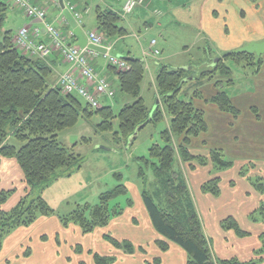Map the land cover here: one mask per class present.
Returning <instances> with one entry per match:
<instances>
[{
    "label": "trees",
    "instance_id": "1",
    "mask_svg": "<svg viewBox=\"0 0 264 264\" xmlns=\"http://www.w3.org/2000/svg\"><path fill=\"white\" fill-rule=\"evenodd\" d=\"M8 3V0H0V155L16 159L23 174L25 194L12 208L4 210L3 203L16 188L0 191V250L3 239L14 229L28 226L41 216L55 214L62 225L73 223L83 233H90L96 228L107 226L112 218L121 215L126 207L132 206V200L128 197L129 190L122 183L123 175L120 172L113 173L119 183L102 192L96 205H77L67 215L56 213L42 196L29 198L34 189L42 190L48 186L57 170L76 164L78 169L81 167L82 157L60 143L57 132L73 126L81 116L93 114V110L76 94H66L58 85H48L51 68L46 63L47 58L26 55L18 50L14 41L16 33L5 29ZM94 12L95 31L105 41L128 34L122 16L113 9L97 6ZM70 39L74 42L78 37L74 34V41ZM229 59L235 63L252 65L256 71L262 64L261 56L233 53L218 58L215 64L210 62L206 69L195 76H192L189 68L160 64L154 78V94L158 103L150 108L141 95L145 80L141 59L127 61V70H117L107 65L116 74L118 90L131 101L125 102L117 113H114L110 105H103L96 110L101 116L99 131H111L112 120L116 118L118 124L114 136L117 141L122 138L125 142L139 125L155 124L168 118V124L159 133L163 143H152L148 148V156H135V160L138 163L137 176L143 184L147 183L149 170L154 178L150 182L153 190L148 192L144 188L142 192L143 205L150 224L160 236L154 240V244L161 252L168 251L171 245L180 247L186 253L185 264H260L264 256V232L260 235L261 245L254 251L255 257L252 259L241 261L235 257L220 259L214 256L211 241L204 233L186 177L180 167V162L188 163L191 169L194 168V163L205 165L210 162L213 171L219 172L234 165L221 149H211L207 155L192 153L190 139L205 132L207 124L203 110L195 107L188 95L182 91L189 79L194 78L197 84L205 79L213 81L218 91L207 101L215 104L221 111L237 116L239 110L233 105L229 94L221 89L224 81L229 85L234 84L232 69L225 61ZM103 76L110 86L107 76ZM194 94H197V90ZM180 135L183 136L181 142H175V137ZM89 140L83 138L85 142ZM246 171L242 165L239 175L245 177L258 193L263 194V178L257 177L254 180ZM219 182L217 176L212 177L201 185V191L218 196ZM230 183L233 185V181ZM121 196L126 199L125 208L112 203ZM258 210L263 212L264 220L263 204L250 214ZM220 226L224 230H232L239 237L250 234L230 215L220 222ZM103 236L109 244L124 254H133L136 250L145 253L142 246L136 247L130 239H118L109 234ZM82 250L80 245H76V252ZM25 255L28 256L29 252ZM92 259L94 264H112L116 257L93 252ZM161 260L158 255L152 260L146 259L144 264H160Z\"/></svg>",
    "mask_w": 264,
    "mask_h": 264
},
{
    "label": "rangeland",
    "instance_id": "2",
    "mask_svg": "<svg viewBox=\"0 0 264 264\" xmlns=\"http://www.w3.org/2000/svg\"><path fill=\"white\" fill-rule=\"evenodd\" d=\"M106 1L113 5L118 2V0ZM151 1L152 7L147 11V18H150L148 27L143 25V17L139 10L135 9L133 14L129 16V18L135 19L130 36H127L118 44L116 39L108 40L109 43H113V48L117 44L118 51L124 49L128 43L132 46V54L137 57H142L143 51L149 50L151 38L156 40V47L160 48L162 52L157 58L150 57L147 62L148 67L144 66L145 80L141 89V95L149 108L155 104L154 93L156 91L154 88V75H151V78L149 75L150 62L161 58L160 64H166L169 67H187L192 71V76H195L201 70L206 69L209 63L213 62L223 51L237 50L249 42H259L264 39V0ZM153 8L159 11L153 12ZM25 27L29 30L28 26ZM58 29L62 32V36L66 35L61 28ZM33 39L40 41L38 36H34ZM47 43H50V41ZM16 47L21 53L29 55L25 48L18 47L17 44ZM57 53L60 55L58 51ZM261 60L262 64L258 71L252 65L235 63L231 59L225 60L226 64L232 69L234 84L229 85L224 81L221 89L229 94L239 113L234 116L231 113L223 112L222 115H226V117L222 120L216 114L205 111L204 119L207 130L198 136L192 137L190 147H203L205 145L202 141L207 140L211 148H220L235 165L240 166L242 161L246 160V163H243L245 169H247L246 173L253 176L254 180L257 177H262V182H264V54L261 55ZM158 67L159 65H154L151 68L154 74L157 72ZM195 90L204 96L213 95L218 91L213 81L205 79L197 84L194 78L189 79L182 89L184 93L188 94L189 98L193 99L195 98L193 94ZM114 92V97L104 104L111 105L114 113H117L121 106V95L125 96V94L118 90L117 84L114 85ZM208 105L213 104L209 103ZM96 110L93 109V114L89 116H81L73 126L63 128L57 132L58 141L82 157L81 167L78 169V164H76L69 168L57 170L50 184L42 190L41 188L34 189L29 198L42 196L56 213L67 215L77 205H96L102 192L112 189L119 183L113 173L120 172L123 175L122 183L129 190L128 197L132 200V206L125 208L126 199L121 196L112 202L113 204L123 205L125 208L119 218L111 220L107 226L97 228L93 232L83 234L78 230L77 234L71 233L68 235L70 242L73 244L80 243L83 246L82 252H76V246L73 247L72 244L70 247L68 242L67 245L61 244L57 253H52L48 251L50 245L52 246L54 243L51 235L50 239H41L39 242L32 239V241L28 240L25 243L23 240L20 241L21 235L17 236L16 240L17 242L20 241L22 245L14 254H9L11 248H7L14 238L4 240V244H2L4 246L0 252L1 264H7L4 261L5 258L12 261L10 264H93L91 255L93 251L101 253L100 255L115 252V249L107 242L103 234H109L118 239L127 238L132 242H137V240L140 243L144 242L146 250L144 257L148 260H152L159 255V249L153 244L151 232L148 231V227L151 226L142 200L144 188L148 192L153 190V184H150V182L154 178L149 170L147 183L143 184L137 176L138 163L135 156L147 157L148 148L152 143H163L159 133L165 127L166 120L155 124H147L138 131L136 138L131 143L129 139L125 142L122 138L118 141L117 137L115 138L114 131L117 130L118 124L116 118L112 120L113 129L111 131H99L98 124L101 122V116L96 113ZM182 137L181 135L176 136L174 141L179 143ZM83 138H89L90 140L85 142ZM206 164H210L213 168L210 162ZM250 164L254 166L251 167ZM185 166V163L180 162L181 169H184ZM233 166L227 170L225 178L233 180L236 177L237 169ZM204 175L206 176V174ZM195 179L190 175L188 176L187 172V183L191 195L197 202L199 188L196 187ZM228 190L229 188L226 187L222 193L224 199L229 196L228 193L230 192ZM13 194L14 192L7 196V203L11 201ZM247 197L249 208L254 204L251 203L253 197L251 195ZM260 204L264 206V197L259 201V204L254 205L255 207L250 213L258 209ZM243 206V203L238 204L235 201L229 204L222 203L217 209V213L219 217L230 215L234 218L243 219L245 217ZM4 210H8V208H4ZM250 213H248L249 219L246 217V220L251 221L252 225H250L253 228H256L260 223L264 225L261 210L254 212L252 215ZM209 219L210 217L208 220L203 217V223L207 234L211 236L210 231L214 229L215 223H211ZM244 221L242 220V224H244ZM210 241L215 253L218 254L213 236ZM41 243L48 246V250H41ZM89 249L92 251L88 252ZM178 250L183 252L178 246L173 245V248L161 253L162 261L160 264H184V256ZM27 251L31 252L29 257L25 255ZM67 256H69L68 259ZM141 257V253L136 250L133 254L118 255L113 264H144ZM254 257L253 255L252 258Z\"/></svg>",
    "mask_w": 264,
    "mask_h": 264
},
{
    "label": "crops",
    "instance_id": "3",
    "mask_svg": "<svg viewBox=\"0 0 264 264\" xmlns=\"http://www.w3.org/2000/svg\"><path fill=\"white\" fill-rule=\"evenodd\" d=\"M30 2L36 6L43 8L46 11V16L44 19L45 22L53 25L54 27L61 28L66 34L72 30L71 26L69 25V23L65 19V16L63 14V9L60 5L59 0H57L56 2H53L51 0H30ZM62 2L64 5V8L68 10V12L70 13L71 16H72V11H70V9L68 8L69 5L73 6V8L77 11H83L84 9H88L87 13H84V11L82 12V13H84L83 14V24L80 27L82 33L84 34L85 38L87 39V32L96 30L95 12H94L95 7H97V6H100L101 8L109 7L121 15L122 7H123L125 0H118V2L114 5L109 3L106 0H62ZM8 4H9L8 17L5 20V29L6 30L7 29L13 30V32L16 33V31L22 26H28L30 31L37 28L40 30V35L38 36V40L46 42V43L50 41L49 35L44 31V23L42 21H38L35 18L27 17L26 15L23 14V12L21 10H19L17 7H15L10 1ZM151 7H152V1L146 0L145 4L137 5L131 13L126 14V15H122L123 21H124L123 25L126 27L128 34L125 35L124 37L117 38L116 39L117 44L120 41H123L127 36H130V31H131V28H132V25H133L135 19H132V17L129 18V16L131 14H133L135 9L139 10V12L141 13V16L143 17L142 18L143 25L145 27H148V25L150 24V18H147V11L149 9H151ZM152 11L158 12L159 10H156V8H153ZM92 12H94L93 15H91ZM151 39H154V38H151ZM75 42H77V41H75ZM106 42H107V40H106ZM117 44L115 45V47L113 49V51L116 54H122V55L130 56L133 58H141V56L137 57V56L132 54V52H131L132 46H130L128 43L126 44L124 49L122 48V50H119V51L116 48ZM156 45H157V42H156ZM160 51H161V49H160ZM160 62H161V58H159L157 61L154 60L153 62H150V65H149L150 78H151V75H154V78L156 75V73L155 74L153 73L151 68L154 65H160ZM46 63L51 68V74L48 77V85L50 87H52V86L57 85L58 78H59L60 74L67 70L68 64L64 61V58L57 53V51H54L53 53L50 54V56L46 59ZM92 64H93L94 69L98 73L107 76L109 83H110V87L112 89H114V85L117 84L116 74H114L108 68V66L105 64L103 57L101 55H99L98 57H96L95 59L92 60ZM150 72H151V74H150ZM117 86H118V84H117ZM154 96H155V94H154ZM194 96H195V98L194 99L190 98V100L193 102L194 106L196 105L195 107L202 109L205 114H206L205 111H208L210 113L212 112L214 115L216 114V116L220 117V119H222V120L225 119L226 115H222V114H224L223 111H221L215 104L211 103L213 105H208L210 102L207 101V99L210 98L211 95L210 96H204L199 91H197V94H194ZM107 101L109 102V98L107 96H102L99 100L101 106L105 105L104 103ZM129 101H131V99L128 96L121 95V102H120L121 106L125 102H129ZM157 103H158V100L155 97V104L154 105H156ZM225 113H227V112H225ZM165 120H166V125H167L168 124V118L166 117ZM202 142H203V145H205L203 147H201V146H198V148H193V147L191 148L190 147L192 153L207 155L209 153L208 151H210L211 149H216V148H211L208 145L207 140H203ZM190 146H191V141H190ZM199 147H201V148H199ZM217 149H220V148H217ZM245 161L246 160H243L242 163L240 164V166L235 165V163H234L233 168L237 169V174L235 175L236 177L233 180L225 178L228 169L214 173L213 168H211L210 164L198 165V164L194 163V168L191 169V168H188L189 167L188 163H185L186 166L184 169H182L184 172V175L186 177V180H187V172H188V176L190 175L191 177L196 178L195 179L196 180V187L199 188V190L197 191L198 201L196 202L194 200L193 195H192V198L194 200L197 212H198L199 217L201 219L205 235L209 239H212V236L215 239V249L217 250L218 254L215 253V250L212 246V243H211V247H212V252L216 258L228 259V258L235 257L241 261L249 260L254 255L253 254L254 251L256 249H258L261 245L260 235H261V233L264 232V225L262 223H260L258 226H256V228H253L251 226L252 225L251 221L246 220V217L248 218V213H250V211L252 209H254V207L257 204H259V201H261L262 198L264 197V193L263 194L258 193L254 189L252 184L245 177H242L241 175H239V169ZM203 173L206 174V176ZM197 175H200V176H197ZM215 176H217L219 178V181H220L219 182L220 194L218 196H214L210 193L202 192L201 191V185L206 180H208L212 177H215ZM231 181H233V183H234L233 185L230 183ZM187 182H188V180H187ZM12 187L16 188L14 191V194L11 197V201L9 203H7V201L3 203V205H2L3 209L4 208L9 209V206H10V208H12L13 204L14 203L16 204L18 202L19 198H21L25 194V185L23 183V174H22L21 168L19 167L16 159H14L13 157H4V156L0 155V191L6 190V189H11ZM226 187L229 188L228 192H230V193H228L229 196L227 198H225L226 199L225 200L222 197V193ZM248 195H251V197H253L251 203H254L249 208H248V197H247ZM233 201L237 202L238 204H241V203L244 204L243 215L245 217L243 219H239V218H235V219L238 221V223L241 227L243 226L242 228L244 230L249 231L250 234L247 236L239 237L232 230H224L220 226V222L224 218H226V216L225 217L224 216L219 217L218 216L219 214L217 213V211H218L217 209L219 208V206H221L222 203L229 204L230 202H233ZM5 205H6V207H5ZM119 216L114 217L111 220H113L115 218H119ZM202 216L205 217L207 220L210 217L209 220L211 221V223H215L214 229H212L210 231L211 236H209V234H207V232L205 230V225L203 223V217ZM242 220H245L244 224H242ZM132 221H134L133 218H132ZM149 222H150V220H149ZM245 222H247V223H245ZM256 225H257V223H256ZM150 226H151V224H150ZM78 230L82 232V230H80V228L73 223H71L67 226L62 225V223L59 221V218L55 214H52L50 216H41L38 219H36L32 224H30L28 226H19L16 229H14L9 235H7L3 239L2 244H4V240H6V238H9V239L14 238L12 243L7 247L8 249L11 248V250L9 251V254H14L16 252V250L18 248H20V246L22 245L20 241L23 240V242L25 243L28 240L32 241V239H35L39 242L41 239L42 240L43 239L44 240L50 239V235H51L52 239L54 240V243L52 246L50 245V250H48V246H46L45 244H42V243L40 245L41 250L47 249L48 251H51L52 253H54V252L57 253L61 244L67 245V243L69 242L68 246L71 247V245L73 243L69 241L68 235H70L71 233L77 234L76 232H78ZM148 231L151 232V238H152V242L154 244V240L157 239L158 237L160 238V236L157 234V232L153 229L152 226L148 227ZM83 234H85V233H83ZM62 235H63V238H62ZM17 236H21V238H20L21 240L19 242H17V240H16ZM133 243L135 244L136 247L142 246L144 248V245H145L144 242L140 243L139 240H137V242H133ZM74 245L75 246L80 245L83 249V246L80 243L73 244V247H74ZM170 248H173V245H171ZM1 249H3V248H1ZM114 249H115V252L113 254H102V255L115 256L116 260H117L118 255H120V256L124 255V253L122 251H120L116 248H114ZM72 250L74 251V248ZM91 251H92L91 249L88 250V252H91ZM178 251L181 252V254L184 256V259L186 261V253L184 252V250H183V252L180 250H178ZM0 252H1V250H0ZM93 252L95 253V251H93ZM158 253H159V256L161 257V253H163V252L158 250ZM30 255H31V252L26 257H29ZM141 256H142L141 258L144 262L146 260V258L144 257V253H141ZM68 258H69V256H67V259ZM4 261L7 264L12 263V261L9 260V258H5ZM183 263L185 264V262H183ZM0 264H1V262H0ZM93 264H94V262H93ZM260 264H264V257H263V260Z\"/></svg>",
    "mask_w": 264,
    "mask_h": 264
},
{
    "label": "built area",
    "instance_id": "4",
    "mask_svg": "<svg viewBox=\"0 0 264 264\" xmlns=\"http://www.w3.org/2000/svg\"><path fill=\"white\" fill-rule=\"evenodd\" d=\"M12 4L21 10L24 15L30 18L40 19L44 23L45 32L49 35L50 43L34 40V36L40 35L39 29L32 31L23 26L19 28L14 37V41L18 47L25 48L30 55H36L46 59L53 51H58L68 63L66 71L60 74L58 86L66 94H76L92 109L100 107V98L107 96L112 98L114 90L109 86L105 76L98 73L93 65L92 60L100 55L99 52L92 48L82 47L76 43L69 42V38L74 35L71 31L67 35L62 36L60 29L44 21L46 11L30 2V0H10ZM56 2L57 0H51ZM145 0H125L122 7V14L126 15L133 11L137 5H142ZM70 11L78 25L83 22V14L88 12V9L82 13L69 5ZM31 35V36H30ZM33 37V38H32ZM88 43L105 47V53L101 54L105 60V64L115 67L118 70L129 69L127 61L117 57L112 53L113 43L104 44L103 37L96 31L87 32ZM156 40L152 39L149 43V50L143 51V59L146 61L148 57L155 58L160 55V50L155 47ZM147 67V65H145Z\"/></svg>",
    "mask_w": 264,
    "mask_h": 264
},
{
    "label": "water",
    "instance_id": "5",
    "mask_svg": "<svg viewBox=\"0 0 264 264\" xmlns=\"http://www.w3.org/2000/svg\"><path fill=\"white\" fill-rule=\"evenodd\" d=\"M59 2H60V5L63 9V14L65 16V19L67 20V22L71 26L72 30L76 33V35L78 37L77 43L82 47L89 46L90 48H92L96 51L104 53L105 52L104 47L88 43V41L85 38L84 34L82 33L81 29L77 26L76 21L72 18V16L68 12V10L64 8L62 0H59ZM36 20L40 21V19H36ZM233 53H247L250 55H255L256 57H260L262 54H264V39L262 41H259V42H257V41L249 42L248 44L244 45L243 47H241L237 50L223 51L221 53V57H225V56H228V55L233 54ZM117 56L119 58L125 59L127 61H131L134 59L133 57L125 56L122 54H117ZM217 61H218V58L214 59L213 64H215ZM186 69H188V68L186 67ZM144 126H145V123H143L137 127L135 133L129 138V140H131V143L136 138L138 131H140V129H142Z\"/></svg>",
    "mask_w": 264,
    "mask_h": 264
}]
</instances>
